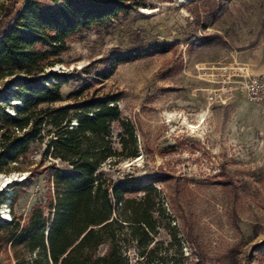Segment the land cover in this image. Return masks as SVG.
Returning a JSON list of instances; mask_svg holds the SVG:
<instances>
[{"label": "rangeland", "instance_id": "rangeland-1", "mask_svg": "<svg viewBox=\"0 0 264 264\" xmlns=\"http://www.w3.org/2000/svg\"><path fill=\"white\" fill-rule=\"evenodd\" d=\"M132 1L116 18L67 38L58 60L42 72L65 74L54 79L60 99L39 107L74 104L93 92L118 98L109 103L120 119L110 126L114 155L100 161L97 175L109 183L133 175L156 194L155 232L144 249L128 227L121 229L118 247L128 264H264V103L225 85L231 71L264 72V0ZM20 3L0 0V29L4 8ZM195 35L211 41L199 45ZM132 54L139 56L113 64L115 55ZM14 77H0V87ZM17 87L5 91L4 109L14 108ZM51 127L28 144L22 163L0 171L19 175L0 183L8 192L15 181L23 183L10 202L12 219L22 221L45 203L53 183L46 165H67L50 154ZM5 197L0 194V204ZM119 206L112 199L111 215ZM38 251H25V264ZM0 264H16L9 244L0 249Z\"/></svg>", "mask_w": 264, "mask_h": 264}, {"label": "trees", "instance_id": "trees-1", "mask_svg": "<svg viewBox=\"0 0 264 264\" xmlns=\"http://www.w3.org/2000/svg\"><path fill=\"white\" fill-rule=\"evenodd\" d=\"M133 5L132 0H21L2 12L6 21L0 29V77H15L0 87V104L14 83L18 101L10 103L12 112L0 105V171H10V162L22 163L28 144L41 137L47 124L52 125L47 131L56 136L49 139L50 154L67 164L45 166L53 183L43 205H34L22 221L15 220V215L11 221H0V249L9 244L16 264H25L23 253L35 250L39 257L32 264H50L47 254L52 264H128L118 247L121 229H130L132 238L143 246L141 250L155 232L151 213L156 194L150 183H139L133 175L109 183L97 175L100 161L114 155L110 126L120 119L116 105L109 103L118 98L93 92L74 104L39 107L60 99L59 81L54 79L65 74L42 72L58 60L67 38L91 24L116 18ZM193 40L204 45L211 37L195 35ZM134 56L139 54L115 55L113 64ZM120 123L124 132L132 134L131 127ZM22 189L23 183L15 181L8 195L3 193L5 200L16 201ZM136 190L142 193L133 194ZM112 199L120 203V212L114 215ZM105 242L109 246L98 253Z\"/></svg>", "mask_w": 264, "mask_h": 264}, {"label": "built area", "instance_id": "built-area-1", "mask_svg": "<svg viewBox=\"0 0 264 264\" xmlns=\"http://www.w3.org/2000/svg\"><path fill=\"white\" fill-rule=\"evenodd\" d=\"M229 77V82L225 84L228 89L239 90L249 100L253 102L264 103V72L243 73L239 70H235L229 73ZM231 77L240 78L235 79ZM45 84H48V82L45 81ZM6 185L7 184L3 186ZM3 186L0 187V194L5 193L8 195L10 191L8 192V188H4ZM0 205H2L3 209H5L10 215L8 219H3L2 217H0V221H11L12 217L9 199L3 201Z\"/></svg>", "mask_w": 264, "mask_h": 264}, {"label": "bare ground", "instance_id": "bare-ground-1", "mask_svg": "<svg viewBox=\"0 0 264 264\" xmlns=\"http://www.w3.org/2000/svg\"><path fill=\"white\" fill-rule=\"evenodd\" d=\"M189 127L193 128V125H189ZM18 174L16 175L15 172L9 173V174H2L0 173V183L7 184L10 183L14 178H18ZM22 178V176L20 177ZM9 213L5 209H0V217L3 219H8L9 218Z\"/></svg>", "mask_w": 264, "mask_h": 264}]
</instances>
